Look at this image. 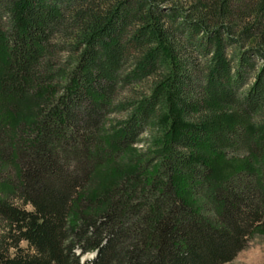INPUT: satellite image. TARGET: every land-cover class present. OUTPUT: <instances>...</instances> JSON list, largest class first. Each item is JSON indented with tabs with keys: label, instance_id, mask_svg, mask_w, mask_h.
Masks as SVG:
<instances>
[{
	"label": "trees",
	"instance_id": "obj_1",
	"mask_svg": "<svg viewBox=\"0 0 264 264\" xmlns=\"http://www.w3.org/2000/svg\"><path fill=\"white\" fill-rule=\"evenodd\" d=\"M260 233L264 0H0V264H222Z\"/></svg>",
	"mask_w": 264,
	"mask_h": 264
},
{
	"label": "rangeland",
	"instance_id": "obj_2",
	"mask_svg": "<svg viewBox=\"0 0 264 264\" xmlns=\"http://www.w3.org/2000/svg\"><path fill=\"white\" fill-rule=\"evenodd\" d=\"M121 116L122 114L120 113L111 114L108 116L107 123L115 125ZM152 136L153 135L151 133L148 134V132L141 134L139 138L143 141L130 146L121 158H118L110 164L97 169L89 180V191L94 192L95 190L101 189V187H105L107 182L115 175L113 172L116 171V169L125 172L131 171L133 161L139 158L138 155H141L142 157L143 154L149 151L148 149L151 147L150 139ZM244 148V144H241L240 146L238 145L237 151L242 154ZM26 207L29 208V206ZM91 256L92 253H88L83 255L81 258L83 259ZM222 264H264V233L253 235L244 249L239 251L232 260Z\"/></svg>",
	"mask_w": 264,
	"mask_h": 264
}]
</instances>
